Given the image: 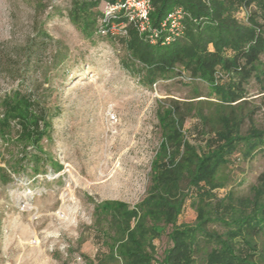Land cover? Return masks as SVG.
I'll use <instances>...</instances> for the list:
<instances>
[{"label": "rangeland", "instance_id": "374dc122", "mask_svg": "<svg viewBox=\"0 0 264 264\" xmlns=\"http://www.w3.org/2000/svg\"><path fill=\"white\" fill-rule=\"evenodd\" d=\"M71 3L0 0V96L33 93L52 116L51 136L40 144L49 162L38 173L25 164L12 171L4 154L15 146L0 142V264H121L112 257L116 235L104 234L107 222L95 208L104 201L135 206L146 196L163 142L161 118L173 101L189 111L182 131L198 150L220 144L228 121L241 136L264 132V78L251 79L245 97L235 102L221 96L231 82L224 71L211 85L177 66L145 85L142 73L130 74L122 65L129 37L99 29L85 35L68 17ZM249 12L239 6L234 16L247 24ZM139 34L156 44L149 33ZM226 158L216 175L222 187L205 202L189 198L179 224L195 225L198 208L208 213L212 207L208 229L225 233L230 226L219 219L222 205L229 202L239 212L254 200L264 172V142L240 145ZM168 231L153 241L152 264L163 258ZM255 241L254 258L262 256L264 232ZM210 248L202 242L196 264H203Z\"/></svg>", "mask_w": 264, "mask_h": 264}, {"label": "trees", "instance_id": "16d2710c", "mask_svg": "<svg viewBox=\"0 0 264 264\" xmlns=\"http://www.w3.org/2000/svg\"><path fill=\"white\" fill-rule=\"evenodd\" d=\"M117 0H72L68 17L85 35L98 29L102 18L101 5ZM150 19L153 27L161 28L168 13L182 7L186 15L179 37L165 43V32L150 44L145 35L128 25V56L123 67L130 74L142 73L144 84L152 85L183 67L191 79L214 84L217 72L224 71L231 82L224 87L225 99L231 102L245 97L246 84L264 78V0H151ZM257 5L256 10L251 6ZM244 6L250 10L248 23L242 24L234 11ZM125 21L123 16L117 22ZM110 35V34H109ZM111 36V35H110ZM213 44L209 50L208 44ZM232 50L231 54L225 48ZM177 70L176 75H182ZM264 83V82H263ZM216 87V86H215ZM221 90V88H220ZM189 111L179 101L162 115L163 142L151 170L150 185L146 196L135 206L122 201L99 203L95 212L107 222L104 234H115L111 247L112 257L121 264H152L153 241L165 229L169 245L164 250L160 264H196L195 254L202 242L211 246L203 264H264L258 251L256 238L264 232V172L259 177V187L254 200L237 211L234 205H222L220 221L228 224L225 233L208 229L212 225V207L208 213L198 208L195 225L179 224V215L189 198L205 202L215 196L213 190L222 187L216 175L226 157L243 144L263 143L264 132L247 136L238 134L228 123L226 132H219L220 144L205 151L198 150L184 139L182 127ZM52 116L43 102L33 93L11 91L0 96V142L15 146L5 155L6 165L18 173L22 164L33 174L39 166L49 162L41 143L50 138ZM13 142V143H11ZM32 146L33 149H27ZM22 150H21V148ZM10 149V148H8ZM3 178L10 174L3 170ZM229 206V207H228ZM258 257V258H256ZM94 264V263H90Z\"/></svg>", "mask_w": 264, "mask_h": 264}, {"label": "built area", "instance_id": "2783aa9c", "mask_svg": "<svg viewBox=\"0 0 264 264\" xmlns=\"http://www.w3.org/2000/svg\"><path fill=\"white\" fill-rule=\"evenodd\" d=\"M151 10V0L105 1L101 5L102 18L98 29L106 35L118 33L127 36L128 25L132 24L138 32L149 33L150 37L155 40L160 37L162 32H165V42H170L182 33V21L186 15L182 7L171 10L162 22L161 28L153 27L150 19ZM120 16H123L125 21L117 22Z\"/></svg>", "mask_w": 264, "mask_h": 264}]
</instances>
